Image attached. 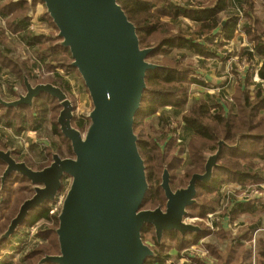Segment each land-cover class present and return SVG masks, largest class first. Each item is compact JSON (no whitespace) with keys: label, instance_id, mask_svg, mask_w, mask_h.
<instances>
[{"label":"water","instance_id":"obj_1","mask_svg":"<svg viewBox=\"0 0 264 264\" xmlns=\"http://www.w3.org/2000/svg\"><path fill=\"white\" fill-rule=\"evenodd\" d=\"M27 1L31 11L37 1L45 6L57 30L55 45L70 52L67 67L83 82L91 109L83 113L86 128H77L75 104L68 92L52 82L35 83L26 70L24 89H15V98L7 99L0 90V108L29 107L34 115L43 96L56 100L61 107L57 123L73 152L64 158L53 149L51 163L36 169L18 160L12 146L0 149V161L6 165L0 194L13 176L27 179L33 192L0 234V245L30 224L32 211L52 209L63 190L55 217L59 253L45 255L38 264H147L159 257L145 240L147 226L154 228L160 245L166 234L204 233L200 223L190 221L191 209L203 206L200 185L209 186L224 167L220 162L224 149H237L250 134L239 133L233 145L220 139L217 148L202 151L204 173L193 174L187 185L174 188L170 163L165 164L160 184L165 206L145 209L152 186L136 124L149 73L167 67L150 60L162 41L144 47L138 26L119 0Z\"/></svg>","mask_w":264,"mask_h":264},{"label":"trees","instance_id":"obj_2","mask_svg":"<svg viewBox=\"0 0 264 264\" xmlns=\"http://www.w3.org/2000/svg\"><path fill=\"white\" fill-rule=\"evenodd\" d=\"M119 2L124 6L131 20L138 26L139 35L144 47H150L162 41L161 47L152 57L160 54H170V51L174 50V48L180 52L181 57H185V55H182V49H188L190 52L198 55L199 67H204L206 61L210 58L214 59L213 64L217 67L221 62L225 63V66L233 64L230 62L232 57L229 51H224L225 53H222V51L219 50L232 44L235 38L234 28L236 24L240 23V17L238 14L232 15L225 26L222 21H220L221 15L228 12L231 8L237 7V11L239 13L245 12L248 19L246 23H243V29L246 31L244 32L248 36V46L245 49L244 55L246 61L250 65H248V73L245 77L246 79H244L245 84L236 87L234 95H230L228 98L230 103L233 100L228 113L225 111V104L219 102V99L225 95V93L222 92L223 90L219 95L204 94L202 92V97L192 100L195 95L192 96V93H189L190 90L185 87V84H193L200 87L206 86L205 83L199 79L195 77L190 78V74L195 71L192 65H188V67L184 68L181 66L180 61L173 65L164 63V65L167 66L165 69L149 73L147 79L148 91L144 94L142 110L136 124V132L141 137L140 150L146 161L152 186L147 195L144 208L154 209L160 203L166 202L164 192L160 187L161 181L156 183L152 176L153 172L150 173V167H152L151 169H155L156 165H158V167L163 165V161H166V159L170 157L165 151L168 146L171 147L174 142H179V150L190 147L191 156L202 164L203 158L201 152L217 148L220 139H225L226 142L233 145L239 133H249L250 136L242 138L237 149H224L220 159L224 167L217 170L216 177L211 183L212 185L209 184L208 186V191L210 192L211 188L216 190L213 184H218L221 181V176L218 175L220 171L229 175H237L245 180H264V166L262 169L257 170L258 164L248 160L252 158L260 160L262 156H264V145L262 144L264 143V32L258 33L257 27L259 25L262 26L261 20L245 9L254 7L252 3L253 0H216L213 3L209 2V5L199 6V8H196L194 3L187 4L192 6L185 7L178 2L177 4H163L162 9L158 8V4L161 3L162 0H157L156 2L151 0H119ZM29 9L30 5L27 0H20L18 2L14 0H0V61L4 65V68H11V66H13L16 69V71L2 73L0 77V90L2 91L4 86H7L11 91L5 97L13 99V97H15L13 88L19 85L23 86V72L26 70L30 78L37 84L52 82L60 85L67 92L69 91L68 89L79 94L87 92L83 84L82 87H80L76 83L75 76H77L76 80L80 82L81 80L75 73V75L71 74L69 79H65L59 72H55L52 78H46L42 73H37L38 70L45 72L53 71L58 68H66L72 72H74V70L67 67V63L72 60L70 52L55 45L59 40L56 38V35L52 37L49 43L44 42L45 35H42V42L39 41L38 35L33 32L28 15L24 14L29 11ZM156 11L158 14H156ZM17 14H20V17L15 18ZM165 16L173 19V25L162 21ZM11 17H13L12 20H10ZM186 20L195 24L194 29L182 25L181 21ZM178 22L179 24L176 25L175 23ZM219 29H221V32L216 37L214 34L216 31H219ZM4 36L18 41L19 44V41H22L26 46H30V48L33 49V57L29 58L31 65L27 62L28 60H26L24 55L26 62H22L20 58L15 57L12 55V52L10 53L8 49L4 48ZM54 52L63 53L61 54L63 56L56 60H52V54ZM200 61H202V64ZM255 61L256 63H254ZM252 64L258 65V67L253 69ZM73 80L75 84L71 85L70 82ZM252 86L255 87L253 91L250 90ZM239 95H242L241 101L237 100ZM0 109L3 112L0 116V149H6L8 146L15 148V144L9 140H14V138L18 140V137L17 135H13V137L10 136L9 131H14V128L17 134L24 130L23 123H25V120H28V115L24 114V112H30V116L35 122V127L38 125L39 127H43V122H45L48 119V115L52 113L50 129L46 132L51 138V142H49L51 144L48 145V148L53 147L49 150H56L64 158L73 156L71 144L61 133L57 123L61 107L56 100L43 96L41 102L37 106L36 115L32 113L29 107H20L17 111L15 109ZM12 113L15 119L21 121L20 123L8 120ZM149 118L156 124L155 133L157 136L161 135L159 136L160 141H152V134L145 133L146 126L144 122ZM74 125L84 130L87 125V119L83 115L80 117L78 116L74 121ZM161 128L163 131L158 133ZM161 144L164 145V153L160 151V154H157L160 150L159 148L162 146ZM48 148H46L45 151H47ZM17 153L16 151V154ZM46 155L49 159L46 158L43 166L40 168L46 165L48 166L51 163V151ZM172 159L174 163L178 160L175 156H173ZM0 165L4 166L5 170L6 165L1 161ZM190 176L191 174L189 177ZM14 184H18L19 186L21 184L20 191L23 192L22 194L25 192H32L30 187L31 184L27 179L21 176H13L8 181L3 194L8 189V185L13 186ZM212 186H214V188ZM244 190L245 193L250 192V189L245 186L243 187V191ZM258 190L264 191V188L259 187ZM1 196L3 195L0 194V197ZM227 196L231 197L229 194ZM222 198H224L223 192L218 191V201ZM201 202L203 204L202 207L197 206L194 208H201L203 214L200 213V215H204L208 211L210 203L207 200ZM231 202V209L244 210L245 203H236L234 200ZM4 204H6L5 201ZM253 208L254 209L251 211L254 212L257 208L255 206ZM51 210L52 209L47 207L37 215L35 219L42 217L48 218ZM31 223L32 221L30 224ZM214 223L218 226L214 235L225 237V239L231 238L233 244L238 243V247L233 248V246H231V248L222 255L218 247L212 243L208 246L212 252L211 256L219 259V264H252V250L250 245L243 248L242 245L239 244L241 240H249V232L239 235L238 238H233L228 232L221 231L219 228L220 223L218 224L216 221H214ZM55 224L58 225L56 220ZM261 226L262 225L252 228L255 231ZM150 228L153 229L152 239L157 247L159 257L158 260L149 261L147 264H177L178 260L176 259H178V257L164 254L165 249L169 247V240L179 241V244H184L192 241L197 242L203 238V236L207 235V230L205 229L204 233L199 236L182 237L177 233L166 234L164 243L160 245L157 243L153 227L147 226L144 234L149 232ZM3 230L4 228L0 229V233ZM50 233H54L55 236H53L51 241H48L47 248L29 252L26 254L28 260L33 258L37 260L38 255H41L40 258L42 259V257L47 254L56 255L59 253L55 231H44L40 233V236L42 238H49ZM17 242L24 244L26 241ZM258 243L260 247L258 262L264 264V238L259 239ZM4 263L5 261L0 260V264ZM197 264L211 263L198 259Z\"/></svg>","mask_w":264,"mask_h":264},{"label":"rangeland","instance_id":"obj_3","mask_svg":"<svg viewBox=\"0 0 264 264\" xmlns=\"http://www.w3.org/2000/svg\"><path fill=\"white\" fill-rule=\"evenodd\" d=\"M15 1V0H14ZM20 1V0H19ZM156 2L157 0H151ZM216 0H162L161 3L158 4V8L162 9L163 4H170V3H180L186 6H192L187 4L194 3V6L196 8H199V6H206L209 5V2H215ZM18 2V1H15ZM253 8H245L249 13L256 16L259 20L262 22V26L264 27V0H253ZM246 5V4H245ZM193 6V7H194ZM38 10V11H37ZM46 8L45 6L37 2L33 10L29 9V11L25 12V15H28V19L30 24L32 25L33 32L38 35L39 41L42 42V35H45V43L51 42L52 37L57 35V30L54 27L51 20L46 15ZM156 14L157 11H156ZM234 14H238L239 24H236L234 28V40L230 46L225 47L224 49H220L219 51H222V53H225L226 51H229V54L231 55L232 65L225 66V63L221 62L220 65L217 67L215 64H213L212 58L206 61L204 67H199V58L198 55L194 54L193 52H190L188 49H182V55H185V57H181L180 52L174 48V50L170 51V54L167 53L166 55L160 54L155 57H151L150 60L156 63L160 64H175L178 61H180V64L182 67L186 68L188 65H192L195 69V71L190 74V78H197L200 81L204 82L206 86H196V85H189L185 84V87H187L190 91L189 93H192L191 95H195L192 100L199 99L202 97V92L204 94H216L219 95L222 92L225 93L220 99L219 102L222 104H225L226 109L225 111L228 113L230 111V106L232 105L233 100L231 103L229 102V96H233L236 87H239L240 85H244L248 73V62L246 61L244 52L246 47L248 46V36L245 33L246 31L243 29V23H246L248 21L246 17L245 12H238L237 7L231 8L228 12L221 15L220 21L226 26L230 17ZM20 17V14H17L15 16ZM13 17L10 18L12 20ZM8 19V17H7ZM162 21L164 23L172 24L173 19H171L168 16L163 17ZM180 22V21H179ZM175 23L176 25L179 24ZM182 25L184 27H192L194 29L195 24L189 20L181 21ZM53 25V26H52ZM173 25V24H172ZM261 25L257 27L258 33L264 32V28ZM245 31V32H244ZM221 29L219 31H216L214 35L216 37L220 34ZM217 39V38H215ZM4 48L8 49L9 52L13 53L15 57H18L21 59L22 62H26L24 56L26 57L27 62L31 65V62L29 61L30 57H33V49L30 48V46H26L22 41H15L13 39H9L8 37L4 36ZM225 51V52H224ZM63 53L54 52L52 54V60H56L57 58H61ZM24 55V56H23ZM50 61V58H49ZM48 61V62H49ZM217 61V60H215ZM202 64V61H200ZM256 63V61L254 62ZM0 72L1 73H8L10 71H16V69L11 66V68H4V65L0 61ZM253 69L258 67V65L252 64ZM3 69V70H2ZM58 73L62 76H64L65 79H69L71 74H74V72L64 69V68H58L54 69L53 71H45L42 73L46 78H52L54 73ZM75 75V74H74ZM76 83L82 87L83 82H80L79 80H76ZM232 77L231 79H229ZM80 78V77H79ZM234 80V82H232ZM75 81H71L70 84L74 85ZM19 89L23 90V86L19 85ZM254 86L250 87V90H254ZM68 94L72 98L75 104V111L76 115H80L81 113L87 112L89 109H91V101L88 96L87 92H83L81 94L77 92H73L70 89H68ZM242 95H239L237 97L238 101H241ZM41 102V99L37 101V106ZM169 109V108H168ZM3 114L2 110L0 109V116ZM24 114L28 115V120H25V123H23L24 130L21 131V133H15L11 130V135H17L18 140L14 138V140H9L13 144H15V150L18 152L16 155L18 160H26L30 165H32L36 169H40L41 166H43L44 160L48 158L46 155L50 147L48 148V145L51 143V138L46 134V132L50 129V125L52 122V113L48 115V119L43 122V127H35V122L30 116V112H24ZM14 114L12 113L11 116L8 118V120H11L15 123H20L21 121L19 119H15ZM145 133L152 134L151 140H157L160 141L159 136L155 133L156 131V124L153 123V120L151 118L145 120ZM36 128V129H35ZM163 129H159L158 133H161ZM13 137V136H12ZM179 142H174L171 147L168 146L166 149V153L170 155L169 158L166 159V161H163V163L168 164L172 163V174L175 177L174 184L180 186V184L186 183L189 180V175L185 174H191L193 172H200L204 168V159L202 160V164L200 162H197L192 156H191V150L190 147L187 149L179 150L178 147ZM264 145V143H262ZM159 148L160 150L157 152V154L164 153V145ZM170 147V148H169ZM48 148L47 151L45 149ZM22 151V152H21ZM173 156L177 157L178 160L174 163V160L172 159ZM23 158V159H19ZM49 159V158H48ZM249 161H252L255 164H258L257 170L262 169L264 166V156L260 160L256 158L248 159ZM156 165V164H155ZM47 166V165H46ZM150 167V173L153 172V178L155 179L156 183L161 181V174L163 171V165L161 167H158L156 165L155 169H151ZM4 170V166L0 165V174H2ZM155 170V172H154ZM149 174V170H148ZM219 176H221V181L218 184H213L216 187V190L212 189L210 192L209 189L200 188L199 189V200L204 201L207 200L210 203V206L208 207V211L204 215H200V213L203 214V211H201V208H192L191 209V216L190 221L200 223L205 230H207V235L203 236L200 240L197 242H190V243H184L179 244V241H168L169 247L165 249L164 254H170L175 257H178V263L177 264H197L198 259L212 263L214 261V258L211 256L212 252L208 246L209 244H216L218 246V250L222 253L219 247H221L224 243L225 237H218L215 236L214 233H216L218 226L215 225L214 221H216L219 225V228L221 231L229 230L233 231L235 233L236 238L239 237V235H242L243 233H248L249 237V245L251 243L252 246V239L250 240V231H254L252 227L264 226V199L262 195L264 194V191H259V187L264 188V180L261 181H255V180H245L242 177H239L237 175H229L225 174L223 171H220ZM150 176V175H149ZM188 176V177H187ZM218 176V177H219ZM151 183V182H150ZM212 185V184H211ZM177 186V187H178ZM214 186H212L214 188ZM248 187L250 189L249 193L245 195V190L243 191V187ZM20 186L18 184H14L13 186L8 185V189L3 194V196L0 197V229L4 230L5 227L8 226L11 219L17 214L21 204L26 198L31 197L33 192H23L20 191ZM247 189V188H246ZM218 191L225 192L227 195L229 194L231 196L230 200H227L225 197L220 199L218 201ZM263 192V193H262ZM262 193V194H261ZM26 194V197H25ZM25 197V198H24ZM257 197V198H256ZM227 200V201H226ZM232 200H234L236 203H245V207L243 208V211H240L238 209L234 210L231 209ZM4 201L6 204H4ZM255 206L257 209L255 211H251L254 209ZM43 208H39L35 211H32L29 221H32V225L29 227H24L22 230L14 235V238L11 241L3 242L0 245V260L5 261L4 264H37L41 260V255H38L37 260L35 258L28 260L26 254H28L31 251L34 250H43L47 248L48 241H51L54 233H50L49 238L41 237L40 233L44 231H50L54 232L57 228V225L53 223L51 220L54 219L57 210L50 211L48 218H39L35 219L37 215H39ZM230 227V228H229ZM225 229V230H223ZM3 230V231H4ZM2 231V232H3ZM1 232V233H2ZM227 232V231H226ZM0 233V234H1ZM218 233V232H217ZM230 233V232H228ZM27 235L29 238L27 239ZM43 235V234H42ZM258 237L260 239L264 238V228L262 231H259ZM153 229L150 228V231L145 234V240L146 242L157 249L154 241H153ZM26 244H21L17 241H26ZM46 239V240H45ZM203 241V242H200ZM259 241V240H258ZM200 243H203L200 245ZM259 244V243H258ZM201 246L202 249H204L206 252L198 253L199 251L198 246ZM226 253V252H225ZM225 253H222L224 255ZM260 257V247L257 250V264H260L258 262V259ZM43 258V257H42ZM216 263V262H214ZM220 263V262H219Z\"/></svg>","mask_w":264,"mask_h":264},{"label":"built area","instance_id":"obj_4","mask_svg":"<svg viewBox=\"0 0 264 264\" xmlns=\"http://www.w3.org/2000/svg\"><path fill=\"white\" fill-rule=\"evenodd\" d=\"M15 1H19V0H15ZM38 11V10H37ZM0 69H1V67H0ZM37 73H40V71L38 70V72ZM1 75H2V73L0 72V77H1ZM232 78V77H231ZM230 78V79H231ZM232 82H234V80H232ZM20 87L19 86H15L14 88H13V91L15 90V89H19ZM11 90L9 89V88H7V86H4V88H3V90H2V92H3V94H4V96H6L9 92H10ZM74 93H75V91H73ZM7 98V97H6ZM13 98H15V97H13ZM8 99V98H7ZM12 99V98H11ZM81 115H83V113H81L80 115H77L76 117H80ZM64 183L66 184V188H67V186H68V184H69V179H66L65 181H64ZM247 194H250V193H245V195H247ZM64 196H65V190H63L62 192H61V194L59 195V197H58V199H57V201H56V203L55 204H53L52 205V210L51 211H54V210H57V212H56V215H57V213H58V211H59V209H60V206H61V204H62V201H63V199H64ZM223 196L227 199V200H230L231 199V197H229V196H227V194L225 193V192H223ZM262 197H263V199H264V194L262 195ZM257 198V197H256ZM56 215H55V217H56ZM55 217H54V219L53 220H51L53 223H55ZM32 225V223L31 224H29V226H31ZM29 226H25V228L26 227H29ZM263 229H257V230H255V231H253L251 234H252V237H251V239H252V246H251V249H252V264H257V250H258V248H259V244H258V233H259V231H262ZM27 237L29 238V236L27 235ZM28 241L26 240V242L24 243V244H26Z\"/></svg>","mask_w":264,"mask_h":264},{"label":"crops","instance_id":"obj_5","mask_svg":"<svg viewBox=\"0 0 264 264\" xmlns=\"http://www.w3.org/2000/svg\"><path fill=\"white\" fill-rule=\"evenodd\" d=\"M10 132L11 131H9V134H10ZM11 136H13V135H11ZM230 228V227H229ZM264 228V226L263 227H260V228H258V229H263ZM225 231H227V232H230L229 234L230 235H232V237L233 238H236V235H235V233H233V231H229V230H225ZM253 232V231H252ZM251 232V233H252ZM250 233V239H251V237H252V234ZM260 239V237H258V240ZM200 242H203V241H200ZM203 243H200V245H202ZM214 244V243H213ZM239 244H241L242 245V247L243 248H245V247H247L248 245H249V240L248 241H243V240H241L240 242H239ZM198 246V248H199V251H197L198 253H202V252H206L204 249H202L201 248V246ZM215 246H217L216 244H214ZM238 243H232V239L231 238H229V239H225L224 240V243H223V245L221 246V247H219L220 248V250L222 251V253H225L228 249H230L231 248V246H233V248H237L238 246ZM218 247V246H217ZM250 248H251V243H250ZM252 250V249H251ZM214 258V261L211 263V264H219V259H217L216 257H213ZM214 262H216V263H214Z\"/></svg>","mask_w":264,"mask_h":264},{"label":"flooded vegetation","instance_id":"obj_6","mask_svg":"<svg viewBox=\"0 0 264 264\" xmlns=\"http://www.w3.org/2000/svg\"><path fill=\"white\" fill-rule=\"evenodd\" d=\"M210 150H213V149H210ZM164 165H165V163H163V169H164ZM169 169L171 170V173H172V167H171V163H170V166H169ZM195 173H197V174H203L204 173V168H203V170L202 171H200V172H193V173H191V176L189 177V180L191 179V177L193 176V174H195ZM185 175H190V174H185ZM188 177V176H187ZM174 179H175V177L173 176V174H172V185H173V187L174 188H176L178 185H175L174 184ZM189 180L186 182V183H183V184H180V185H187V183L189 182ZM161 184V183H160ZM200 187H203V188H205V189H208V185L207 186H201L200 185ZM165 203L166 202H162V203H160L159 205H162V206H165ZM158 205V206H159ZM158 206H156V207H158ZM155 207V208H156Z\"/></svg>","mask_w":264,"mask_h":264}]
</instances>
